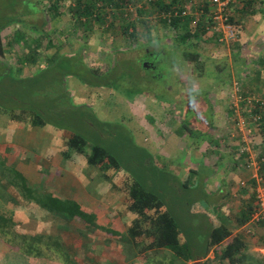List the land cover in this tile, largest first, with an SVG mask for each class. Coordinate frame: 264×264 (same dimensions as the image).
<instances>
[{
	"label": "rangeland",
	"instance_id": "1",
	"mask_svg": "<svg viewBox=\"0 0 264 264\" xmlns=\"http://www.w3.org/2000/svg\"><path fill=\"white\" fill-rule=\"evenodd\" d=\"M40 3L44 5L43 0H40ZM261 4L264 5V0H260V5ZM23 5L26 6L24 3ZM23 8L26 9L24 6ZM28 8L30 11L26 18L31 19L33 16L32 14L36 13L34 4H30ZM20 9V0H0V27H5L0 31V33L3 34L5 44V56L3 60L5 63L10 64L3 68L0 63V111L6 114L13 113L14 115H24L26 112L29 113V120H31L34 113L42 114V118L46 122L43 126L44 130H46L44 138L49 136V134H64L70 136L72 133H77L86 139V150H89L95 143L110 148L119 165L118 169L123 172L125 171L129 175L130 180L136 179L151 191L159 192L160 197L163 198L167 204L168 211H172L175 205L179 203L180 200L177 201V198L186 197L185 201L188 202L192 201L194 197H190V192L186 189H182L178 197L176 192H174L175 189L162 188L161 184L166 180L172 181L173 184L178 183V181L174 179V173L172 171L174 167H178L176 164L177 157L172 156L166 159L155 152V147L153 146L155 145L156 149L158 146V142H155V137L161 134L152 132L153 126H155V130L158 126L163 131L168 130L166 131L167 133L172 131L177 139H182L186 133L184 124H187L193 129L194 134L198 133L197 135H202L199 137H205L208 135V122L212 113V108L210 106L216 102L215 104L218 106V112L217 114L215 113V116L221 119L222 123L227 120L232 122L233 119L236 118L235 126L237 125L238 127L237 123L239 122L237 118H241L244 120L243 122L245 124H250L249 126L255 124L254 126L257 128V132L262 129V120L259 119L256 121V124L251 118L253 114L250 111V117L248 114H246V117L243 116L242 112H247L248 107L241 109L239 106L238 110L235 111L232 106L233 101L230 97L231 86L233 82L238 80L236 79V75L231 78H225L224 75H226L227 68L230 67L229 62L231 63L233 61L232 56L237 47L234 44L220 46L211 41L205 43L203 41L205 39H203L202 36L197 38L193 37L183 42L178 40L177 36L183 33L184 27L172 29L160 23L150 27L151 41L149 40L150 43H148V39L142 30L140 19H138L140 18L139 15L132 16V21H134L136 27L135 30L140 34L136 37H121L122 35H120V33L111 34L112 31L105 32L101 27L93 28L88 35H85L82 34L81 31L79 33L72 31L74 27L64 8L59 19L53 22V26H46L47 30L54 29L55 32L45 37L46 39L50 37V40L55 43H53L55 47H58L61 42L63 44L61 46L59 45L58 51L55 52V47L45 48L47 43L44 38L41 47L35 49L34 44L38 37L37 34H34L19 24L15 25L14 22H16V19H12L20 17V13L22 12ZM237 16L238 14L234 12L232 19L236 26L237 22L235 18ZM9 20L15 21H13V23H8ZM16 30L21 31V35H23L24 38L23 41L22 37L19 38L18 42L13 40L16 39V36L14 38L13 34ZM81 48H84L85 54L88 55V64L92 69L107 68L116 57L120 58L124 55L130 58H142L145 61L150 60L143 70L138 68L142 78L136 77V79L139 80L138 82L141 83V88L144 92L138 95L137 93L141 91H134L132 95V88L131 90L127 88L128 90L125 89V91L128 98L113 88L86 86L84 82L79 79V75L72 72L68 62L71 60L70 56L72 58L75 57L73 56L74 54H68ZM149 52L152 55L155 54L154 61L156 63L152 62V64H150L152 60L150 59V55H148ZM54 53L66 54L62 55L65 57H63V61L59 64L60 68L46 67L40 69L50 62L49 56ZM187 54H194L196 59L202 63V68L198 69L193 60L188 61L185 59ZM21 56H23L24 59L36 56L38 61L36 64L27 63L22 65ZM162 57L164 59L160 61ZM78 58L79 57H75V59ZM74 62H79V60ZM151 65H155L156 68ZM80 66L81 64L79 67ZM166 68H168L167 72L169 73L166 72ZM161 69L165 70V72L161 71ZM232 69L234 74L237 73V67L234 61ZM156 70L159 75L152 76L155 74L153 71ZM200 71L201 75L199 74ZM170 73L173 75L172 78H169L170 75L168 74ZM86 75L87 73H82L81 77ZM194 93L198 95L200 99L195 105L192 104L193 101H189ZM130 95H132V97H130ZM179 96L180 99L181 96L184 97V99H182L183 106L190 103L193 107L187 108L184 111H180L182 108L177 109L170 107L174 101L180 100ZM215 96L216 99L222 101L224 98L223 96H226L228 110H226V107L223 108V104L217 102L219 100L214 99ZM254 97L257 98V96ZM206 103L208 104V109L205 108ZM87 104L89 107H81V105ZM101 106L108 111H114V117L116 114H120V121L113 120L114 118L111 120L112 122L102 121L101 118L103 117V113L99 111ZM198 107H200L201 110H199ZM45 112H47L46 115L44 114ZM149 114L154 117L152 122L155 123L153 126L148 124L149 122L152 123L150 117L147 116ZM97 120H99V122L101 121V123ZM182 121L184 126L181 125ZM104 123L106 125H103ZM89 124H91V126ZM21 126H26L25 120ZM238 130V128L237 131L236 128H234V130L231 131L233 139L239 135L237 133L241 132ZM100 131L105 132V139H98L97 136L100 134ZM187 136H189V142L193 141L195 138L191 135ZM186 139L187 137L182 141L184 142ZM50 141L54 144L51 139ZM182 141L180 140V143ZM186 142L188 143V141ZM204 144L205 142H202V145ZM7 149L13 153L14 156L20 158V160L25 159L27 162L32 160L34 162L36 159L32 150L29 152L18 145H8ZM148 152H150L151 155ZM240 152H242V150ZM14 156L12 154L9 156V163L12 164V157ZM256 156L257 154L253 156V158ZM145 159L149 161L148 164L145 162L147 164L146 166L143 164ZM16 161H18V159ZM52 172L59 173L61 171L57 168L51 170V173ZM61 174L59 173V177H57V180L60 182L62 178L63 180L70 179L69 176L63 175L62 177ZM113 180H115L117 184L121 183L122 186L124 184L129 185L127 180H123V175L121 176L120 173L115 174ZM240 182H238V187L246 186L245 183L243 184ZM58 183L59 182H57V184ZM261 186H264L262 182ZM12 191L16 192L14 190ZM117 191L119 193L124 192L121 188L117 189ZM101 192L105 193L106 189H103ZM15 196L18 200H21L17 192ZM79 199L82 200V198ZM230 199L233 202L238 201L237 196L231 197ZM252 202H255V195ZM4 203L5 202H0V212L6 214L8 211L6 210V203ZM180 211H182V209H180ZM31 213L35 221L29 220V216L27 214L25 216L24 214V216L20 218V221H14L18 222L17 226L13 223V225H10V227L6 229L4 234H0V264H66L65 253L71 255L72 260H76V262L80 263L83 261V256L88 254L85 250L90 249V247L93 248L94 251L100 249V252H103L104 249H108L110 245L116 244L121 246L124 244L117 235L114 236L110 234V236H108L107 233L99 227L96 228L95 226L94 228L96 229H94L91 228L90 225H85L74 220L54 219L40 221L39 218L43 216L41 212L36 211L35 214L34 212ZM174 217L181 229V233L185 236L184 239L186 238V244L190 247L191 252L196 254L201 253L209 232L208 222H204L205 218L197 222L194 218L195 216L192 214L187 217L182 214H174ZM114 222L120 224V226H118L120 230H125V228L132 223L130 218L128 220ZM231 227L236 229L238 226L231 225ZM241 230H243V233L246 235V244L257 247L259 250L258 252H260V249H264V222L248 221ZM109 232H112V230ZM16 234L27 236L44 234L46 240L39 242L41 253H28V246L25 245V243L23 244V241H21ZM181 237L183 236L181 235ZM28 241L29 239H27V242ZM86 245L87 248H84ZM64 246H69L67 249H70L71 252L65 251ZM100 252L93 255L96 257L109 255L107 254L108 252ZM167 254L168 252L166 253L163 251H158V253L150 252L141 260L135 258L134 261L136 260L135 262L139 264H143L144 262V264H152L148 262L147 259L150 257L160 261L159 264H168L169 262L170 264H175L176 262L173 261L174 257ZM261 254L263 255L261 264H264V253L262 252ZM117 255H120V253ZM134 255L135 254H129L130 257ZM101 260L99 259L100 262H103L105 259L103 258ZM94 263H96V261Z\"/></svg>",
	"mask_w": 264,
	"mask_h": 264
},
{
	"label": "crops",
	"instance_id": "2",
	"mask_svg": "<svg viewBox=\"0 0 264 264\" xmlns=\"http://www.w3.org/2000/svg\"><path fill=\"white\" fill-rule=\"evenodd\" d=\"M139 2L140 0L137 1V3ZM127 8L129 9V7ZM234 12L238 14L235 18L237 22V26L235 25L236 40L230 44L237 46L232 56V60L237 67V73H233L232 61L231 63L229 62L230 67L227 68L226 75L224 76L225 78H231L236 75L239 93L242 96H257L258 99H261L259 104L256 103V101L251 103L242 102L240 103V108L245 109L248 107L247 112H242L245 117L246 114L250 117L249 111L257 108V113H259L258 115H260V119L262 120V129L257 132V128L254 126L255 124L249 126L250 124H245L243 122L244 120L241 118H237L239 122L237 123L238 127L237 125L235 126L236 118H234L232 122L227 120L222 123V120L215 116L218 112V106L215 104L216 102L210 106L212 108V113L208 122V135L202 138L199 137L202 135H197L198 133L194 134L192 131V133H185L182 139H177L172 131L167 133L166 131L168 130L163 131L158 126L155 130V126H153L155 122L153 123L152 120V123L149 122L148 124L153 126L152 132L161 134L155 137V142H158L157 149L155 145L153 146L155 147V152L166 159L172 156L177 157L176 164L178 167H174L172 171L174 173L173 177L178 183L173 184L172 181L166 180L162 182V188L175 189L174 192H176L177 196L182 192V189H186L189 190L190 197H194L192 201L188 202L185 201L186 197L177 198V201H180L175 205L172 211H169L171 215L174 217V214H182L187 217L192 214L195 216L194 218L197 222L205 218L204 222H208L209 231L210 220L203 212L200 213L202 210H205L208 213H212L226 220L229 229H233L231 225L238 226L236 229H233V233L240 235L245 243V248L240 254L242 258L240 264H261L263 260V255L261 253H264V249H260V252H258L259 250L257 247L246 244V235L243 233V230H241L246 223L242 225L237 224L238 220L242 217L241 215L246 210V206L254 204L252 200L255 195L256 172L254 169L248 168L247 164L255 161L253 156L256 154L264 153V5H260V0L254 2L240 1L236 6L232 7L231 16H233ZM232 21L234 20L232 19ZM0 36L4 43L3 34L0 33ZM202 38L205 39L203 40L205 43L211 41L219 45L213 36L204 34ZM3 58H0V63L2 64L1 67L4 68V66H9L10 64L5 63ZM223 97V101L216 99V96L214 99L219 100L217 102L223 104V108L226 107V110H228L227 98L226 96ZM182 99H184V97L181 96L180 100H173L174 102L170 107L186 110L187 108L193 107V105L200 100L199 96L194 93L189 100L190 102L193 101V105L187 103L183 106ZM261 102H263V104H261ZM207 106L208 104L206 103L205 108H207ZM198 109L201 110L200 107H198ZM99 111L103 113V117L101 118L102 121L112 122L111 120L113 118V120L120 121L121 115L116 114L114 117V111L112 110L108 111L101 106ZM147 116H150L154 120L151 114ZM24 120L26 126H21ZM234 128H236V131L237 128L241 131L237 133L239 135H237L235 139L231 136V131H233ZM45 132L46 130H44L43 126L31 125L28 117L21 119L20 115L16 116V114L14 115L13 113L6 114L0 111V154L3 158H8V160H10L9 156L11 154L14 156L13 153L8 151V145H18L29 152L32 150V153L36 156L34 162L32 160H29V162L25 159L20 160V158L14 156L12 157L13 161L11 165L26 178L32 190L42 193L52 192L64 199H74L84 208L86 206L91 207L89 210H92V212L96 214V219L106 218L113 222L112 228L121 232L124 236V244L121 246L114 244L110 245L108 249H104L103 252H108L107 254H109L103 257L104 259L106 258V261H103L104 263L139 264L135 262L136 260L134 261L135 258L141 260L150 252L158 253V251L168 252L167 255H172V257H174L173 261L176 262L175 264L182 263L181 258L175 257L172 251L167 248H145L143 245L134 244L127 235V229L132 225L131 222L125 230H120L118 228L120 224L114 222L128 220L129 218L133 222V220L137 218V215L128 208L130 198L126 190L132 180L129 179V175L125 171L123 172L119 169H115L107 162L103 163L101 166L88 165L83 153L75 151L69 153L67 151V140L69 135L59 134V136L58 134H49V136L44 138ZM187 135H191L193 138L195 137L194 140L189 142V136ZM186 137L188 143L182 141ZM49 138L54 144L51 143ZM180 140L182 141L181 143ZM202 142H205V144L202 145ZM241 150L242 152H240ZM148 153L150 154V152ZM17 159L18 161H16ZM148 162L149 161L146 160L147 164ZM168 165L170 166L169 163ZM57 168L62 172V174L59 172L62 177L66 175L67 177L69 176L70 179L63 180L62 178L61 182L57 180L59 173H51V170ZM119 173L121 176L123 175V180H127L129 185L124 184L122 186L121 183L117 184L116 181L113 180L114 175ZM57 182L59 183L57 184ZM238 182L245 183L246 186L238 187ZM119 188L123 189L124 192L119 193L117 191ZM11 189L15 191V189L4 181L2 177V168L0 166V190H7V192L12 194L15 200L12 203L10 202L9 205L8 203L7 205L4 203L8 211L6 213L7 215L4 212L1 213L10 217L14 225H18V222L14 221H20V218H22L24 214L25 216L26 214L29 216V220L35 221L31 212L35 214L36 211L43 214V216L39 218L40 221L54 219L72 220L71 218L54 215L46 209H42L31 199L18 200L15 196L16 192H13ZM103 189H106L105 193L101 192ZM235 196H237L238 201H234V203L230 198ZM79 198H82V200ZM3 199V196L0 195L1 203L4 202ZM15 203L16 205L13 207ZM165 207H167L166 202ZM180 209H182V211H180ZM34 235L36 234L31 236ZM181 235L183 237H181ZM179 239L181 242L185 241L184 235L181 232ZM64 247L65 251L71 252L70 249H67L69 246ZM84 248H86V246ZM85 251L88 253L86 254L88 260L85 257L86 255H84L82 262L86 259V261H88L87 263H102H100L99 260H97L98 257L94 255L89 257L91 252L98 253L100 249L94 251V249L90 247V249H86ZM202 251H204V248ZM113 253H120V255H113ZM129 254H135L134 256L136 257H130ZM219 254L220 252L216 253L215 249H211L206 258H213L214 261L211 264H218ZM147 259L148 262L152 264H159L160 262L156 258L148 257ZM203 260L204 259L201 258L200 264H202ZM95 261L96 263H94ZM186 263L191 264V261H186ZM168 264H170V262Z\"/></svg>",
	"mask_w": 264,
	"mask_h": 264
},
{
	"label": "trees",
	"instance_id": "3",
	"mask_svg": "<svg viewBox=\"0 0 264 264\" xmlns=\"http://www.w3.org/2000/svg\"><path fill=\"white\" fill-rule=\"evenodd\" d=\"M137 1L139 0H43L44 5H42L40 3V0H20V10L22 11L20 13V17L12 19H16V22H14L15 24H19L22 27L30 30L34 34H37L38 37L36 36L37 38L34 44L35 49L41 47L44 42V38L47 37V35H51L55 32L54 29L47 30L46 26L50 25L52 27L53 22L59 19L64 8L66 10L65 12L70 17L71 24L74 27L72 31L76 33H79L81 31V33L85 35H88V33L93 28L101 27V29L105 32L112 31L111 34L120 33V35H122L121 37H136L140 34L135 30L136 27L134 21H132L133 15L140 16V18L138 19H140L142 30L148 39V43H150L151 41L149 31L151 29L150 27L156 26L159 23L164 25L165 27H171L172 29L184 27L183 33L178 34L177 36V39L183 42H186L193 37H201L205 34L201 27H197L196 29L190 28L185 18L182 19L174 17L170 23H167L166 20L161 17V13L170 10L172 4L176 0H170V2L168 0H154L151 2L140 0L139 3H137ZM23 3L26 4V6L23 5ZM30 4H34L36 13L32 14L33 16L31 15V19H28L26 18V16H28V13L30 11L28 8ZM23 6L26 7L27 10L24 9ZM127 7H129V9ZM13 21L9 20L8 23H13ZM4 28L5 27L3 26L0 27V31ZM13 34L14 38L16 36V39H13L14 41L18 42L20 37H22V41L24 40L23 35H21V31L16 30ZM46 43L47 44L45 45V48L55 47V43L50 40V37L46 39ZM62 44L63 43L61 42L59 45L61 46ZM59 45L58 47H55V52L58 51L60 47ZM83 49L84 48H81L75 52L68 54H74L73 56L79 57L78 59H75V57L72 58L70 56L71 60H69L68 62L71 66L72 72H74V74L76 75H79V79L82 80L86 86L113 88L119 93L123 94L125 97H128L126 96L125 89L131 90L132 88V95L134 94V91H141L137 93L138 95L144 92V90L141 88V83H139V80L136 79V77H139L140 79L142 78L139 73V69L143 70L144 68L142 66V58H130L127 55H124L120 58L116 57L111 62V65L107 68L92 69L88 64V55L85 54V50ZM4 52L5 44L3 43V39L0 36V58L4 57ZM62 55L66 54H52L51 56H49L50 62L40 69H44L46 67L60 68L59 64L61 63V61H63V57H65ZM21 57L20 59L22 65H25L27 63L36 64L38 61V58L36 56H34L33 58L31 56V58L26 59H24L23 56ZM185 59H187L188 61L193 60L198 69L202 68V63L196 59L194 54H187V57H185ZM77 60H79V62H74ZM80 64L81 66L79 67ZM77 70L79 73L77 72ZM82 73H87V77H81ZM199 74L201 75V71L199 72ZM132 95H130V97H132ZM81 107L89 106L81 105ZM180 111H184V109H181ZM250 112L252 114H256L257 108L251 109ZM44 114L46 115L47 112H45ZM28 115L29 113L25 112L24 115H20V118L25 119L29 117ZM151 120L153 121V119L150 117V121ZM97 121L99 122V120ZM30 122L31 125L40 127L46 124V122L42 118V114L37 113H34ZM99 123H101V121ZM89 125L91 126V124ZM103 125L106 124L104 123ZM181 125H185L186 133H192L193 129H191L187 124L183 125V121ZM105 135V132L100 131V134H98L97 137L99 140H102L106 138ZM85 143L86 139L82 135L72 133L67 140V151L69 153L73 151L83 153L88 165L101 166L103 163L107 162L113 168H119V165L116 162L114 154L112 153L110 148H107L99 143H95L93 144V146H91V148H89V150H86ZM262 155H264V153L258 154L256 157L259 158ZM145 162L146 159L143 161V164L146 166L147 164ZM11 165L12 164L9 163L8 158H3L0 154L2 177L4 181L13 189H15V191L19 194L21 198L20 201L31 199L35 201L37 205L42 209H46L54 215L65 216L69 219L71 218V221L74 220L85 225H90L91 228H94L95 226L96 228L99 227L104 230L108 236H110V234L117 235L118 238L122 240V242H124V236L119 230H114L112 228V222L107 220L106 218L96 219V214L92 212V210H89L91 209V207L86 206L84 208L76 200L64 199L52 192H35L29 187L26 178H24L23 175L15 170ZM258 175L261 177V182L264 185V161L260 162ZM126 191L130 198L128 208L137 215V218L133 220L132 225L127 229V235L134 244L143 245V247L145 248H167L172 251L175 257L181 258V264H187L186 261H191V264H195L194 262L198 260V258L204 259L202 264H211L214 261L213 258H206L211 249H215L216 253L220 252L218 257V264L241 263L242 258L240 257V254L245 248V243L240 235H238L237 233H233V229H229L226 224V220H223L212 213H208L205 210H202L200 212H203L208 216L210 220V229L204 242V251L196 254L194 252H191L190 247L186 244V238L184 242L180 241V228L175 218L168 211L167 207H165V200L160 197L159 192L151 191L150 189L144 187L136 179L132 180ZM0 195L3 196V200L6 204L15 201L12 194L7 192V190H0ZM15 205L16 203L13 204V207H15ZM253 210L254 204L247 205L246 210L241 215L242 217L238 220L237 225H242L248 222ZM12 224L13 222L11 221V218L5 216L0 212V234H4L6 232V229L9 228ZM110 230H112V232H109ZM16 236H18L21 241H23V244L25 243V245L28 246V253L35 252L40 254L41 249L39 246V242L46 240V236L44 234H36L34 236L19 234ZM27 239H29L28 242ZM94 253L91 252L89 257H92ZM117 254L113 253V255ZM85 257L88 260L87 255ZM65 258L66 264H91L87 263L88 261H86V259L84 262L78 263L76 262V260H72L71 255L66 253ZM99 259L101 260L103 259V257L98 256V260ZM101 264L108 263L102 262Z\"/></svg>",
	"mask_w": 264,
	"mask_h": 264
},
{
	"label": "built area",
	"instance_id": "4",
	"mask_svg": "<svg viewBox=\"0 0 264 264\" xmlns=\"http://www.w3.org/2000/svg\"><path fill=\"white\" fill-rule=\"evenodd\" d=\"M144 1L151 2L154 0ZM168 1L170 2V0ZM240 1L254 2L257 0H176L170 10L161 13V17L167 23H170L174 17L185 18L190 28L196 29L197 27H201L204 33L213 36L219 45L229 46L230 43L236 40V28L232 22L231 10ZM230 97L232 98V106L235 111L238 110L241 102L251 103L256 101L259 104L261 101V99L253 96H242L239 93L237 81L233 82ZM251 118L256 122L260 119V115L253 114ZM254 160L247 164L248 168H252L256 172L254 210L251 213L249 221L264 222V187L261 186V177L258 175L260 162L264 161V155L259 158L254 157Z\"/></svg>",
	"mask_w": 264,
	"mask_h": 264
},
{
	"label": "flooded vegetation",
	"instance_id": "5",
	"mask_svg": "<svg viewBox=\"0 0 264 264\" xmlns=\"http://www.w3.org/2000/svg\"><path fill=\"white\" fill-rule=\"evenodd\" d=\"M149 55H150V59L152 60V61L150 62V64H152V62L156 63V62L154 61V56H155V54L152 55V54L150 53ZM163 59H164V58L162 57V58L160 59V61H162ZM148 61H150V60H146V61L143 60V62H142V66H143V67L147 66L146 64H147ZM167 62H168V61H167ZM151 66L154 67V68H156L155 65H151ZM165 70H166V72H167V71H168V68H166ZM165 70L161 69V71H163V72H165ZM171 72H172V71H171ZM153 73H155V74H153L152 76H155V75L158 74V73H157V70H156V71H153ZM167 73H169V72H167ZM158 75H159V74H158ZM168 75H170L169 78H172V76H173V75H171V73L168 74ZM166 86H167V85H166Z\"/></svg>",
	"mask_w": 264,
	"mask_h": 264
},
{
	"label": "water",
	"instance_id": "6",
	"mask_svg": "<svg viewBox=\"0 0 264 264\" xmlns=\"http://www.w3.org/2000/svg\"><path fill=\"white\" fill-rule=\"evenodd\" d=\"M200 262H201V259L198 258V260L195 261V264H200Z\"/></svg>",
	"mask_w": 264,
	"mask_h": 264
}]
</instances>
